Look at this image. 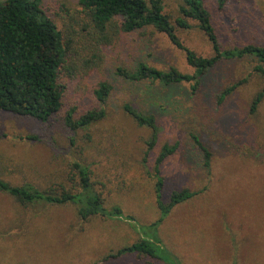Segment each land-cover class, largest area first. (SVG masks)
Wrapping results in <instances>:
<instances>
[{
  "label": "rangeland",
  "instance_id": "1",
  "mask_svg": "<svg viewBox=\"0 0 264 264\" xmlns=\"http://www.w3.org/2000/svg\"><path fill=\"white\" fill-rule=\"evenodd\" d=\"M203 1L222 48L260 44L264 0H227L223 8H218L217 0ZM162 3L174 23L181 0ZM48 4L59 29L83 37L76 46L92 40L85 37L92 31L85 30L76 0ZM189 23L188 30L176 29L182 43L199 55H211L204 34L194 21ZM78 55L70 66L80 67L61 80L66 88L60 114L45 122L0 111V179L42 190L58 184L69 187L71 163L80 162L89 167L104 206L119 205L133 216L132 226L138 229L158 216L154 159L164 143L179 141L177 151L160 166L162 199L184 187L199 193L172 208L160 224L165 247L182 264H264V157L259 156L264 153V98L256 112L249 113L252 98L264 88V78L252 70L257 61L221 62L202 78L197 95L191 97L189 84L183 83L168 97L158 82H128L115 74L117 67L131 70L139 62L192 72L185 53L152 26L122 34L101 49L87 43ZM241 79L244 82L224 102H217L226 86ZM99 81L112 84L102 105L105 118L88 129L68 130L62 113L74 108L77 117L96 106L92 92ZM125 103L156 118L159 136L145 162L151 131L136 124L123 110ZM188 131L209 149L208 170L191 153ZM139 238L125 220L94 216L82 221L72 204H22L0 192V264H162L135 254L108 257Z\"/></svg>",
  "mask_w": 264,
  "mask_h": 264
},
{
  "label": "trees",
  "instance_id": "2",
  "mask_svg": "<svg viewBox=\"0 0 264 264\" xmlns=\"http://www.w3.org/2000/svg\"><path fill=\"white\" fill-rule=\"evenodd\" d=\"M82 8V22L86 33L91 36L87 42L91 47L100 49L108 47L122 34H131L142 28L152 26L164 33L169 41L185 53L187 64L193 69L191 73L182 72L171 66L158 69L144 62L137 63L134 69L117 67L116 76L120 79L140 83L142 81L158 82L166 88L167 96H171L181 88L183 83L189 84L191 97L198 94L202 78L217 64L235 59L251 58L257 61L253 71L264 78V33L260 44L247 43L240 47L222 48L211 15L203 0H181L178 6L179 16L171 21L163 12L162 0H76ZM53 0H3L0 1V111H8L19 115H27L41 121H48L60 114L64 107L65 85L61 82L64 75L71 76L80 66H70L78 51L87 49L82 43L83 37L58 28L52 13ZM227 0H217L218 8H223ZM194 21L211 45L212 54L202 56L186 47L176 33V29L188 30ZM88 39V38H87ZM93 58V57H91ZM83 59V57H82ZM87 63L88 59H83ZM89 67V66H87ZM241 79L226 86L217 96V102H224L237 87L244 82ZM112 90L108 81H99L92 92L97 105L86 109L75 117L74 108L62 113V121L70 131L88 129L106 116L102 105L107 101ZM151 91V90H148ZM145 92V90H144ZM146 93V92H145ZM184 93L187 92L184 90ZM152 93H146L151 95ZM165 96L163 95L162 98ZM264 98V88L258 91L251 100L249 113L253 114ZM123 110L139 126L150 129L146 140V151L143 161L156 144L159 127L154 114L145 113L130 103L123 105ZM194 158L201 161L205 169L210 167L211 153L199 136L188 131ZM71 142L73 139L71 138ZM180 142L164 143L154 159L153 177L155 204L158 216L152 222L132 226L136 222L132 215L124 214L119 205L104 206L101 193L94 188L91 171L87 165L72 161L69 174V187L58 184L56 188L42 190L30 184L11 185L0 179V192H5L22 204L44 202L53 205L72 204L76 216L86 221L94 216L107 220H125L130 228L140 234V238L131 244L118 248L108 255L117 258L127 254L146 257L162 264H182L180 259L163 244L158 228L172 208L194 197L199 191L181 188L171 191L168 198L162 199L163 178L160 175L162 162L179 148ZM264 157V153L261 155ZM22 264V263H19ZM236 264V263H232Z\"/></svg>",
  "mask_w": 264,
  "mask_h": 264
},
{
  "label": "crops",
  "instance_id": "3",
  "mask_svg": "<svg viewBox=\"0 0 264 264\" xmlns=\"http://www.w3.org/2000/svg\"><path fill=\"white\" fill-rule=\"evenodd\" d=\"M133 243V242H132Z\"/></svg>",
  "mask_w": 264,
  "mask_h": 264
}]
</instances>
